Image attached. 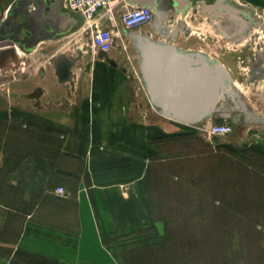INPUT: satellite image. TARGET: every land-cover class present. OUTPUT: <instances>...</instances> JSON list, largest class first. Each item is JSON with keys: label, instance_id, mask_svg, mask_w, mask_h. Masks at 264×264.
<instances>
[{"label": "crops", "instance_id": "1", "mask_svg": "<svg viewBox=\"0 0 264 264\" xmlns=\"http://www.w3.org/2000/svg\"><path fill=\"white\" fill-rule=\"evenodd\" d=\"M15 1L0 0V18ZM206 1L167 0L160 8ZM244 1L264 9V0ZM66 11L76 20L70 32L53 38L40 32L29 51L0 48V247L27 264H132V254L164 239L147 162L170 119L149 97L141 54L125 51L116 37L107 52L90 41L73 53L61 49L85 20L63 0L60 14ZM55 20L64 25L61 16ZM41 49L47 58L38 71ZM59 55L71 62L66 77Z\"/></svg>", "mask_w": 264, "mask_h": 264}, {"label": "rangeland", "instance_id": "2", "mask_svg": "<svg viewBox=\"0 0 264 264\" xmlns=\"http://www.w3.org/2000/svg\"><path fill=\"white\" fill-rule=\"evenodd\" d=\"M206 3L169 4L154 22L115 34L133 55L140 53L137 35L151 31L157 41L174 40L222 62L234 91L220 97L207 119L230 123L220 112L243 114L232 135L205 129L206 118L194 124L165 118L168 132L155 140L147 162L164 239L132 254V264H264V9L244 0ZM86 25L69 33L61 49L73 53L92 42ZM41 52L38 71L47 58ZM13 254L0 247V264H27Z\"/></svg>", "mask_w": 264, "mask_h": 264}, {"label": "water", "instance_id": "3", "mask_svg": "<svg viewBox=\"0 0 264 264\" xmlns=\"http://www.w3.org/2000/svg\"><path fill=\"white\" fill-rule=\"evenodd\" d=\"M62 1L16 0L0 22V48L19 45L29 51L42 39L40 32L47 36L44 38L70 32L76 20L70 12L60 14ZM135 1L160 9V0ZM18 15L22 19L16 23L14 19ZM57 15L64 18V25L55 20ZM137 46L149 97L170 119L186 124L200 122L213 114L221 96L234 91L226 66L221 62L211 65L198 51H183L174 44L157 42L149 35H137ZM60 59L59 73L66 77L71 62L63 56Z\"/></svg>", "mask_w": 264, "mask_h": 264}, {"label": "built area", "instance_id": "4", "mask_svg": "<svg viewBox=\"0 0 264 264\" xmlns=\"http://www.w3.org/2000/svg\"><path fill=\"white\" fill-rule=\"evenodd\" d=\"M65 4L70 10L81 13L86 29L92 34L93 47L102 52L112 48L116 33L131 31L156 20L155 7L135 0H65ZM3 74L0 66V77ZM204 127L217 134H232L233 131L231 123H214L212 119H207ZM57 191L66 194L64 187H58Z\"/></svg>", "mask_w": 264, "mask_h": 264}, {"label": "flooded vegetation", "instance_id": "5", "mask_svg": "<svg viewBox=\"0 0 264 264\" xmlns=\"http://www.w3.org/2000/svg\"><path fill=\"white\" fill-rule=\"evenodd\" d=\"M5 18V17H4ZM4 18H0V22L4 19ZM223 114V113H222ZM222 117L224 118H228L230 120V123L232 124L233 126V131H232V134L235 132V128L236 126L238 125V123H240L243 119V114L241 111H238V112H234L232 113L231 112V115L230 116H225V115H222ZM231 134V135H232Z\"/></svg>", "mask_w": 264, "mask_h": 264}, {"label": "bare ground", "instance_id": "6", "mask_svg": "<svg viewBox=\"0 0 264 264\" xmlns=\"http://www.w3.org/2000/svg\"><path fill=\"white\" fill-rule=\"evenodd\" d=\"M150 36V35H149ZM152 39V38H151ZM197 52V51H196ZM205 56V55H204ZM208 56V55H207ZM207 56H205L206 57V59H207V61L211 64V65H214L215 63H217V62H220V61H218L217 59H215V58H213V57H207ZM222 63V62H221ZM214 109H215V107H214ZM195 123H197V122H195ZM194 124V123H193Z\"/></svg>", "mask_w": 264, "mask_h": 264}]
</instances>
